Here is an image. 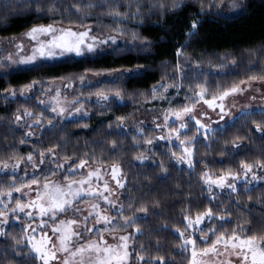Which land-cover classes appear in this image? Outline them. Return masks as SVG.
Segmentation results:
<instances>
[{"label":"trees","instance_id":"16d2710c","mask_svg":"<svg viewBox=\"0 0 264 264\" xmlns=\"http://www.w3.org/2000/svg\"><path fill=\"white\" fill-rule=\"evenodd\" d=\"M212 1L180 0V7L174 8L173 0H140L137 10L131 0H119L115 5L105 0H56L54 14L49 8L39 14L25 0H0V39L49 24L89 26L98 37L110 35L120 39L113 49L103 53L0 73V165L27 159L29 153L37 158L42 151L47 154L53 148L58 162L65 163L64 157H72L77 161L89 159V164L102 167L119 165L124 212L133 215L134 209L146 207L151 213L147 216L135 213L143 218L136 225L142 235L133 241V250L144 255L139 264H159L161 257L165 264H189V248L184 251L180 247L183 241L177 229L184 230L186 214L195 217L208 208L219 210L228 219L205 221L201 228L223 223L221 231L229 234L240 225L251 229L245 235H264V181L249 187L237 183L235 193L212 188L213 196L200 178L203 172L219 176L228 169L241 171V161L252 164L264 161V133L256 130L258 124L264 128L263 111L240 114L209 139H205L201 130L198 138L192 140L196 131L190 121L180 138L193 150V168L177 163L172 155L182 154L180 141L158 139L156 128L145 127V132L140 133L130 122L145 110L154 109L155 114L161 109H179L199 91L197 84H204L209 89L207 98H211L218 94L217 90L230 89L251 76L264 74V0H240L242 9L233 15L220 13ZM89 4L93 7L89 8ZM159 4L164 5L163 10ZM113 9L127 13V17L109 15ZM193 21L198 27L189 36ZM178 49L182 55H177ZM100 71L120 73L116 79L89 88L119 91L122 100L114 97L98 103L87 100L85 105L90 110L87 119L55 120L54 126L35 128L34 139L24 135L29 128L16 123L17 115L29 111L33 116H52L33 99L8 97L5 93L33 81L75 79ZM160 84L174 86L166 92L160 90L165 98L158 96L147 102L153 87ZM175 85L180 86L179 90ZM118 117L124 118L123 128L117 127L121 123ZM152 137L153 143L146 148L145 141ZM21 139L27 143L21 144ZM237 140L240 147L233 148L232 143ZM141 155L147 157L143 162L136 159ZM46 167L54 168L50 164ZM10 177L0 174V186H6ZM134 229L130 228L131 232ZM23 231L15 223L6 228L8 235L0 237V264H38V260L33 262L28 255L29 248L16 244L17 239H23ZM200 233L195 232L193 238L204 245Z\"/></svg>","mask_w":264,"mask_h":264},{"label":"snow or ice","instance_id":"6c2138e0","mask_svg":"<svg viewBox=\"0 0 264 264\" xmlns=\"http://www.w3.org/2000/svg\"><path fill=\"white\" fill-rule=\"evenodd\" d=\"M106 3L115 5L119 0H105ZM29 8L35 9L39 14H43L46 8L54 14L56 11V0H45L41 3L40 0H25ZM131 3L135 4L137 10H139L140 0H131ZM237 7L235 3L232 5ZM89 8L93 7L92 4L88 5ZM152 7L155 8L157 5L154 3ZM159 7L163 10L164 5L159 4ZM173 7H180V0H173ZM79 10V8L77 9ZM109 15L113 16H125L127 13H120L119 11H111ZM119 23V21H114ZM198 25L195 21L191 24V31L188 33L189 36L194 35ZM91 29L83 32L67 30H58L53 25L34 27L26 34L27 38L35 41L37 47L33 49V54L19 61L22 64H31L37 59V54L42 59L57 58L65 53H74L76 56H82L85 54V49L88 53L95 51L93 44L86 43V38L89 36ZM39 37H45L46 39L41 40ZM135 38V34H134ZM112 43L116 40L114 37H110ZM107 41H101L106 43ZM22 50L21 45H17ZM56 50H59L58 52ZM183 53L178 49L177 55ZM6 66V65H0ZM179 70V69H178ZM83 80V77L81 78ZM250 80L255 81L257 79L264 81V74L260 76H251ZM241 83H245L241 81ZM37 85H41L42 94L45 92H53L52 88H45L43 82L33 81L32 84L27 85L28 91H34ZM174 85L160 84L154 86L152 89L153 98H165L161 94L160 90L164 89L166 92L169 87ZM179 90V85H175ZM196 87L199 91H195L193 97H188V103L181 105L179 109H169L170 115H165L164 124L157 125V127H167L169 129V135L158 137V139L171 140L172 134L174 133L175 138L180 141V148L182 154L177 155L173 152L172 155L176 158L177 163H186L189 168H193L192 163V152L186 144L185 140L181 139L182 130L189 127L190 121H195L196 136L191 139L196 140L201 134V130L205 135V139H209L216 131L223 129L229 124V121L225 120L226 116H229V111L226 108L225 101L229 96H234L237 93L243 94L246 89L239 87V85L226 90H217L218 94L213 95L211 99L207 98L209 89L204 84H197ZM15 96L16 93L13 91L10 93ZM20 95H25L22 90ZM56 95L60 93L57 91ZM98 95L99 100L109 101L108 95L102 93ZM115 97L118 100H122L121 93L115 92ZM7 99V97H4ZM79 97L76 100L71 101V104L75 106L74 111H68V109L58 108L57 106H51L50 111L54 114L52 118L44 117L48 119L49 126H54V117H61L68 119L73 116L83 115L87 116L88 112L83 109L82 104H78ZM40 104H46V101L40 100ZM203 103L214 112L218 109L217 115L221 121H225L224 125L220 126V129H213L209 125L202 123V118L206 115L203 109H200V118L193 113L196 111V105ZM68 112L66 116L65 113ZM264 114V113H262ZM23 116L32 117L35 124L40 125L42 123L41 118L33 116L32 112L25 111ZM243 115V113H242ZM233 117L232 119H236ZM16 120H21V115L16 116ZM121 122L117 125L118 128H123V117H118ZM179 121V124H172L169 121ZM219 124V121H216ZM86 126V125H84ZM32 127L31 124L28 125ZM111 127V125L109 126ZM258 132L264 133V128L259 124L256 126ZM25 136H31L32 132L24 133ZM239 140V138H238ZM234 141L232 143L233 148H239L240 143ZM21 144L27 143V140L21 139ZM147 144H152V139L145 141ZM190 143V141H189ZM115 148V143H113ZM41 159L40 164H53L55 168H49L47 172L43 169H38L37 165L33 162V155L29 153L27 160L32 164L33 171L39 174L33 176L30 181H23L22 187H17L15 183L8 184L6 186H0V226L7 225L10 219L20 220L22 217L19 214H23L28 217L29 221L40 220V223L36 224L35 227L31 223H28L24 229V233L31 235V233H37L40 237L39 244L32 243L36 240V236H31V239L25 241L23 239H17L16 244L22 245L30 249L28 255L32 257L33 262L39 261L40 264H131L133 260L144 261V255L142 252H137L129 247V241L137 240L142 235L140 229L136 227L138 221L143 219L135 215L136 212H143L145 216L150 215L146 207H140L134 209L133 215H127L124 212L123 202L117 204L111 197L114 195L113 190L109 187V182L104 179L105 175H109L107 169L101 172L100 168L93 169L89 164V159H80L77 161L72 157H64L65 164H60L56 161L55 149H49L47 160L44 159L46 153L43 151L40 153ZM87 157L88 154L85 153ZM136 159L143 162L147 159L146 156H138ZM67 165V166H66ZM19 165H15L11 168L12 172H15ZM162 170L163 165L160 166ZM258 167L264 172V161H256L255 164L240 162V169L242 171L233 172L232 169H228L224 174L219 177L213 178L209 176L207 172H203L201 180L207 186V190L213 196L215 193L212 192L213 186L223 190L225 188L230 189L231 192H237V182L244 179L245 184H249L252 181L264 180V176L257 177L252 175L251 180L245 179L249 173H252L253 168ZM8 169V165L4 164L0 167V171ZM83 170V171H81ZM63 173V181L57 183L53 182L51 177H59ZM111 176L113 180L117 181V186L124 188V184L120 182L118 176L120 174L119 165H113L111 170ZM77 176L79 179H77ZM43 181V189L37 191ZM67 181V183H64ZM98 181L102 182L97 183ZM33 185L36 188H33ZM27 189V191H25ZM35 191V198L32 197L31 193ZM13 193H19V196H14ZM6 197V198H5ZM27 197V201L23 199ZM87 202L89 204V210L87 214H84V209H81L79 205ZM14 204V207L10 205ZM131 207V204H129ZM11 213V217L9 216ZM71 213L69 217L68 214ZM111 213V214H110ZM65 217L61 219V217ZM228 216L219 210L213 211L211 208L197 214L194 218L190 214L184 216L186 222L183 227L184 230L179 231V238L183 241L180 247L184 251H188V246L192 247V260L191 264H197V244L198 240L193 238L195 232L204 233L199 239L204 241L206 244H210L211 247H204L200 253L201 256H209L211 259L213 256L219 257L226 253L234 255L239 264H264V235H245L246 232H251V229H246L240 225L231 230L229 234L226 231H221L224 224L220 225L207 224L205 228H201L200 225L205 221H226ZM115 221V222H114ZM102 225V227H98ZM51 229V235L48 233V229ZM130 228H135V234L129 232L127 235L119 237H113L116 243H110L108 239L103 236L104 232L112 231H124L126 232ZM30 229V232H29ZM192 231L189 232L188 230ZM208 233L211 236H215V240H211ZM219 233V234H218ZM8 233L0 227V237L7 236ZM95 237V239H93ZM222 245L220 248L218 246ZM15 251V250H14ZM18 254H23L18 253ZM159 264H165L164 259L159 258ZM228 264H233L229 260Z\"/></svg>","mask_w":264,"mask_h":264},{"label":"rangeland","instance_id":"374dc122","mask_svg":"<svg viewBox=\"0 0 264 264\" xmlns=\"http://www.w3.org/2000/svg\"><path fill=\"white\" fill-rule=\"evenodd\" d=\"M214 3V7L215 9H217L220 13L224 14V15H233L236 14L238 12L241 11L242 9V4L240 2V0H213L212 1ZM233 3H235L237 5V7H233ZM49 25H53L54 27H56L58 30H67V29H71L72 31H76V32H83L86 31L88 29H91L89 26L87 27H82V28H71V27H66L60 24H49ZM39 26H48V25H38V26H34V27H39ZM32 27V28H34ZM28 29L26 30L24 33L20 34L19 36L16 37H11V38H5V39H0V65H6V66H0V73H5L7 71L10 70H16V69H20V68H25V67H30V66H34L37 65L39 63L42 62H53V61H58V60H62V59H66V58H80V57H84V56H92L98 53H103L106 52L110 49H113L117 44L120 43V39L115 37V36H103V37H98L96 36L93 32L92 29L89 32V36L86 38V43L89 44H93L95 51L92 53H88L87 50L85 49V54L82 56H76L74 53H65L62 56H58L57 58H49V59H42L39 57V55L37 54V59L35 60V62L31 63V64H22L19 63V61L23 60L24 58L31 56L33 54V49L35 47H37L35 41L30 40L27 38L26 34L28 32H30V30L32 29ZM110 37H114L116 42L112 43L111 39H109ZM39 39L44 40L46 39L45 37H39ZM101 41H107L106 43H101ZM17 45H21L22 46V50L20 47H17ZM57 52L59 50H56ZM181 66L179 65V68ZM119 72H113V71H100V72H93L91 74H83L79 77H76L75 79H70L67 78L66 79H56V80H49V81H45L43 82V86L45 88H52L54 89L53 92L47 93L45 92L44 94H42V87L41 85H37L34 91H28L26 86L19 88L17 90H9L8 93H5V95H7L8 97H19V98H23V99H33L42 110H46L47 114L50 116H54V114L49 110L51 106H57L58 108H62V109H68V111H74L75 106L71 104V101L76 100L79 97V101L78 104H82L83 105V109L85 111L88 112L87 116H83V115H78V116H73L70 117L68 119H64L61 117H54V122L55 120H59V121H66V120H73V119H87L90 115V110L86 107L85 102L87 100L89 101H95L96 103H98V95L102 93L103 95H108L110 99H112L113 97H115V93H110L111 91H114L112 89H108V88H104L101 87L99 89H95L92 90L89 87H97L100 83L104 82V81H111L113 79H116L117 76H119ZM83 77V80L81 79ZM245 83H238L235 86L239 85V87L246 89V91L243 92V94L237 93L234 96H229L227 98V100L225 101V105L226 108L229 111V116L225 117L226 121L231 122L233 119V117H237L240 114L244 113V112H248V111H252V110H259V111H263L264 112V81H261L259 79L252 81L250 79L244 80ZM32 84V83H31ZM30 85V84H29ZM233 86V87H235ZM86 88V89H85ZM232 88V87H231ZM85 89V90H84ZM25 92V95L21 96L20 92L21 91ZM15 92L16 95L12 96L10 93L11 92ZM59 92L60 95L57 96L56 92ZM161 94H163L164 91H160ZM151 95H152V90H151ZM110 94V95H109ZM146 97V95H145ZM150 98V99H149ZM149 98H147L148 100H146L147 102L151 101L153 98V96L149 95ZM158 98V96H157ZM212 98V97H211ZM208 98V99H211ZM109 99V100H110ZM117 99V98H116ZM40 100H44L46 101V104H40L39 101ZM99 101H103V100H99ZM170 108L167 109H161L159 112L154 114V109L153 112H147L146 110L142 113V115L138 116V119H132L131 124L133 123V127L136 131L142 133L143 131L145 132V127H150V128H156L159 130L158 134L161 136H167L169 135V129L167 127H157V125H163L164 124V119H165V115H170L169 110ZM173 109V108H171ZM200 109H203V111L206 113V115L202 118L201 122L205 123L207 125H209L211 128L216 129L218 127H220L221 125H224L225 121H221L219 116L217 115V112L219 111L218 109L214 112L212 109L208 108L207 105L200 103L196 105V111L193 113L194 115H196L198 118H200ZM25 112H22L21 115V120L17 121L16 123L18 125H24L26 124L27 126L29 124L32 125L31 128H29L27 130V132H32V135L28 138L34 139L36 138L35 135V128H38L39 130L45 127H51L48 124V120L44 119V114L43 115H34L37 118H41L42 123L40 125L35 124L34 120L32 119V117H27V116H23L22 114ZM148 113H152V114H148ZM65 115H68V112L65 113ZM216 121H219V124L216 123ZM172 124H179V121H175V120H170L169 121ZM195 124V121H192ZM34 128V129H33ZM155 137V136H154ZM154 137H152V140L154 139ZM172 139L168 140L169 142H179V140H177L175 138L174 133L172 134ZM149 145L151 144H145L146 148L149 147ZM190 148V151L192 152V148ZM47 155V154H46ZM49 158V157H48ZM40 159L41 156L39 154V156L37 158H33V162L37 165L38 169H43L44 172H47L49 167H46L48 164H40ZM45 159V157H44ZM192 159V157H191ZM56 161L57 158H56ZM60 164H65L64 162H60ZM8 165V169L4 170V171H0V174L3 175H10L11 177L9 178V180L6 182V184H12L15 183L17 187H22L23 181H30L32 179L33 176L38 175L39 173L36 171H33L32 168V164L28 162L27 159H22V160H16V161H12L10 163H5ZM185 165H187L186 163H184ZM4 164H1L0 167H2ZM15 165H19V167L16 169L15 172L11 171V168ZM55 168V163L50 164ZM67 166V165H66ZM91 168L96 169V168H100L101 172H103L105 169H107L109 175H105L104 179L107 180L109 182V187L113 190L114 195L111 197L113 200H115L117 202V204L122 202L124 193H123V189L117 186V181L112 179L111 176V170H112V166H108V167H102V166H97V165H92L90 164ZM188 166V165H187ZM83 171V170H81ZM242 171V170H241ZM63 173H61V175L59 177L53 176L51 177L53 182H61L63 181ZM252 175H256L257 177H261L264 176V172H262L258 167H254L252 173H249L248 176L245 178L247 180H251ZM220 176V175H219ZM219 176H211L213 178L219 177ZM77 179H79V177L77 176ZM118 179L120 180L121 183H123L120 179V174L118 176ZM264 180H258V181H252L249 184H246V186H253L256 185L260 182H263ZM43 183H47V181H43L40 185L39 189H36L37 191H41L43 189ZM64 183H67V181H64ZM97 183H101L100 181H98ZM237 183H244V179H241L239 182ZM33 188H36L35 185H33ZM213 188H217L215 186H213ZM219 189V188H217ZM227 189V188H225ZM221 190V189H219ZM224 190V189H223ZM25 191H27V189H25ZM14 196H19V193H13ZM32 197L35 198L36 196V192L33 191L31 193ZM6 198V197H5ZM25 200V202L27 201V197L23 198ZM3 205H0V208H2ZM10 207H14V204L10 205ZM79 207L81 209H84V214H87V211L89 210V204L87 202L85 203H81L79 205ZM111 214V213H110ZM22 219L17 220V219H10L9 224L7 225H3L0 227H3V230L5 231L6 228L8 226H10L11 224L15 223L18 224L19 226H21L23 229L26 228L28 223H31L33 225V227L36 226V224L40 223V220H33V221H29L28 217L24 216L22 213L19 214ZM9 216L11 217V213H9ZM68 216H71V213L68 214ZM65 217H61V219H64ZM194 218V217H193ZM115 222V221H114ZM203 224L200 225V227H202ZM98 227H102V225H98ZM190 231H192L190 229ZM24 232V231H23ZM30 232V229H29ZM129 232H131L130 229H128L126 232L124 231H112V232H104L103 236L108 239V241L110 243L115 244L116 240L113 239V237H119L122 235H127ZM48 233L49 235H51V229H48ZM132 233L135 234V229L132 231ZM204 234H199V237H201ZM208 235L210 236L211 233H208ZM31 236H36V240L32 241V243H36L39 244V235L37 233H31V235H27L25 233H23V239L25 241L31 239ZM93 239H95V237H93ZM216 237L214 236V238H212L211 240H215ZM202 243H205L204 241L201 240ZM129 247L131 249H133V241H129ZM204 247H211L210 244H197V250H198V256H197V264H228L229 260H231L233 262V264H239L237 258L234 255H229V254H225L223 256H219V257H215L213 256L211 259L209 258V256H201L200 253L203 251ZM220 248H222L223 246L220 245L218 246ZM189 251H190V259H189V264H191V260H192V247L189 245L188 246ZM30 250V249H29ZM140 262L138 260H133L131 262V264H139ZM38 264H40V262L38 261Z\"/></svg>","mask_w":264,"mask_h":264}]
</instances>
